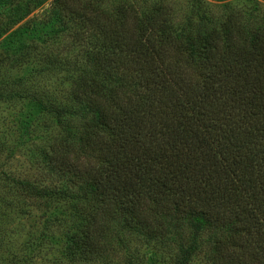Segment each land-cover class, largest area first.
Listing matches in <instances>:
<instances>
[{"label": "trees", "instance_id": "trees-1", "mask_svg": "<svg viewBox=\"0 0 264 264\" xmlns=\"http://www.w3.org/2000/svg\"><path fill=\"white\" fill-rule=\"evenodd\" d=\"M125 11L84 55L82 156L54 171L127 232L212 230L222 264H264V24L184 21L171 35L155 4L123 33Z\"/></svg>", "mask_w": 264, "mask_h": 264}, {"label": "rangeland", "instance_id": "rangeland-1", "mask_svg": "<svg viewBox=\"0 0 264 264\" xmlns=\"http://www.w3.org/2000/svg\"><path fill=\"white\" fill-rule=\"evenodd\" d=\"M121 4L132 16L157 4L171 35L184 21L191 33L199 21L264 24V0H0V264H179L184 248L183 264L223 262L219 233L163 223L160 237L127 232L54 171L82 156L76 77L88 76L84 55L102 48L99 27ZM131 12L116 19L123 33Z\"/></svg>", "mask_w": 264, "mask_h": 264}]
</instances>
